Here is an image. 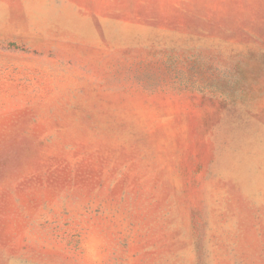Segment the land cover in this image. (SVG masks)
Here are the masks:
<instances>
[{"label":"rangeland","instance_id":"rangeland-1","mask_svg":"<svg viewBox=\"0 0 264 264\" xmlns=\"http://www.w3.org/2000/svg\"><path fill=\"white\" fill-rule=\"evenodd\" d=\"M0 264H264V0H0Z\"/></svg>","mask_w":264,"mask_h":264}]
</instances>
